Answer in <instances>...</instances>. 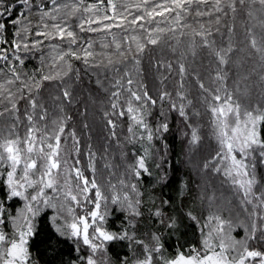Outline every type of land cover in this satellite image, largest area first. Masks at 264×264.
Masks as SVG:
<instances>
[{
	"label": "snow or ice",
	"instance_id": "6c2138e0",
	"mask_svg": "<svg viewBox=\"0 0 264 264\" xmlns=\"http://www.w3.org/2000/svg\"><path fill=\"white\" fill-rule=\"evenodd\" d=\"M239 9H246L253 23L237 40L235 23L225 24L224 43L221 28L211 25H219L229 12L235 21ZM206 15V22L196 19ZM8 18L14 26L11 38ZM0 20V264H41L32 247L47 226L75 246L76 258L68 264H264V102L247 100V85L228 84L229 66L241 53L258 58L264 68V0H0ZM214 32L220 33L221 42ZM88 33L96 36L84 35ZM96 39L108 51L98 53ZM168 39L175 40L169 45L178 52L175 62L157 60L155 68L167 75L175 72L178 86L170 91L162 74L163 87L153 92L142 54ZM201 53L211 68L207 81L190 71L188 57L194 60ZM31 59L39 64L29 68ZM74 61L113 73L110 87L99 78L96 83L109 92L103 118L121 148L119 174L115 169L120 166L106 159L107 176L98 175L91 144L87 164L81 166V139L67 111L77 102L69 81L81 78ZM189 78L198 86L203 111L189 98ZM52 82H57V91L49 93L50 109L44 91ZM172 112L182 118V134L192 152L203 143L199 120L207 116V135L214 143L197 165L198 174L219 178L228 190L218 194L213 187L209 193L211 181L198 185V199L205 206L199 212H179L174 201L164 200L174 209L169 214L150 195L146 201L141 190L145 174L151 176L153 165L160 168L165 159L160 155L157 161L156 142L165 141ZM125 126L121 138L117 129ZM128 145H133L130 155ZM167 177L165 172L158 182ZM187 187L182 182L181 196ZM113 210L126 221L117 230L110 227ZM145 210L161 228L142 238L138 224ZM185 219L199 236L169 253L164 232L179 235ZM238 228L242 236L234 234ZM120 243L131 256L113 258L110 246Z\"/></svg>",
	"mask_w": 264,
	"mask_h": 264
},
{
	"label": "trees",
	"instance_id": "16d2710c",
	"mask_svg": "<svg viewBox=\"0 0 264 264\" xmlns=\"http://www.w3.org/2000/svg\"><path fill=\"white\" fill-rule=\"evenodd\" d=\"M123 2L136 3L138 0H123ZM209 2L211 3L213 0H209ZM224 3H227V0H224ZM131 11L136 10L131 9ZM13 15H16L15 11L13 12ZM214 15L216 14H213V18ZM220 15L222 16V14ZM196 19L206 22L210 19V17L206 15ZM0 22L3 21L0 20ZM233 22L236 25V33L233 36L234 40L242 39L244 35V27L253 23L249 20L246 9L238 10L235 21L232 19L231 12H229L227 17L222 16L220 24L217 25L213 23L211 27L221 28V31L225 34L223 38L224 43L227 42V28H225L224 25L228 24L230 26ZM13 27L11 18H8L7 32L9 38H11ZM84 35L96 36V34L91 33ZM213 35L217 38L218 42H221L220 33L214 32ZM108 39L110 40L111 37H108ZM182 39L186 40L187 38L185 37ZM169 45H175V40L168 39L166 43L162 41L159 46L149 45L148 49H146L142 54V66L145 69L149 87L152 88L153 92H155L158 87H163L159 84V81L162 74L167 75L163 68L157 71L155 68L156 61L172 60L174 63L175 57L178 55V52L174 53ZM94 46L98 53L108 51L100 47L99 39H96ZM182 48L183 46H181L180 50H182ZM45 51L47 52V49H45ZM98 59H103V57H98ZM188 60L191 64L190 71L195 69L197 72L201 73L207 81L208 75L211 71L207 62V56L204 53H201L194 60L191 56H189ZM249 63L251 64H248V68L245 70L246 73H244V77H250L248 80H244L248 88V100H251L252 103H256L258 101L264 102V95H262V93H264V89L261 87V74L264 73V68L261 67V63L258 58L250 59ZM38 64L39 61L37 59H31L28 62L29 68L37 66ZM74 68L79 69L81 78L79 81H69L70 83H73L77 102L69 106L67 111L73 116V120L70 121V125L77 129V134L81 139V166H86L87 164V145L91 144L93 149L97 152L96 164L99 170L98 175L103 174L104 177L107 176L109 169L104 168L106 159L111 161L113 165L120 166L115 169L117 174H119L123 171V161L120 155L121 148L116 145V138L110 136L109 130L105 126V120L103 118V110L108 106L109 92L105 91V88L97 85L96 83V80L99 78L103 81L105 87H110L108 82L112 78L113 73L111 70H106L103 67L86 68V66L80 61H74ZM189 79L191 81L188 84L189 98L193 100L195 107L200 108V110L203 111L200 103V92L198 86L195 84L194 79ZM177 80L178 77L175 72L171 75H167L165 84L170 91L174 90L178 86ZM234 82L235 81H233L232 87H234ZM56 83L57 82H52L53 87L46 88L44 91V95L47 98L50 109H52L53 106L49 93L55 94L57 89L54 85ZM228 83H232V81H229ZM240 84H242V82ZM229 87L232 88L231 86ZM158 107L159 106H157V108ZM85 108L87 109V112H85ZM165 108L167 109V105ZM21 110L23 111V108ZM193 119L195 120L197 118L193 117ZM85 122L88 124L87 128L84 127ZM199 122L204 125L202 132L204 133L205 138L200 148L196 152H192L187 143V138L182 134L185 130V124L182 122V118L179 117L176 112H172L169 115L170 131L166 134L165 141L156 142L157 148L160 149L159 154L156 156L157 161L160 162V155H163L165 159L161 162L160 168H156L155 165H153V174L151 176L145 174L141 181V190L145 192V200L147 201L150 195L154 199L155 205L157 207H163L169 214H175L174 209L171 205L163 204L162 201L164 200L174 201L179 212H184L189 208H193L199 212L203 210V207H205L200 204L198 199L200 189L198 188L199 184L197 182L196 175L194 174V170L197 172L198 169L195 165L196 160H198V165L202 156L206 155L209 151V145L214 142L211 141L207 135V116H204L203 119L199 120ZM0 123H2V121H0ZM20 131L23 133L24 127H21ZM117 132L118 134H121L122 138V135L126 134V126L118 128ZM165 142L167 144L166 153L164 152ZM132 147L133 145L127 146L126 150L129 152V155L131 154ZM135 147L139 150L140 146L137 144ZM73 156H75V153H73ZM260 171L264 172V168H261ZM165 172L168 173L167 180L165 182H158L159 177L163 176ZM87 174L90 175V171ZM208 178L215 183L219 189L221 188L224 192H227L224 187H221V182H218L216 177L208 176ZM182 182H187L188 187L183 190V195L181 196L180 189ZM210 187L211 189L209 190L212 191L213 186L210 185ZM109 221L110 227L113 230L119 229L121 224L126 223L123 213L115 210H113V215L109 217ZM159 228H161V225L155 219L149 218L148 212L145 210V214L138 224V231L141 237L147 238L151 232H154ZM242 232L241 234H243ZM198 236V229L191 222L185 219V226L180 229L179 235L168 234L165 230L163 240L166 245V249L169 253H171L176 250L178 243L186 244L190 241H196ZM74 247L75 246L72 244L71 240H65L62 237H57L50 226H47L43 228L41 234L35 239L32 251L36 258L41 261V264H62V262L63 264H68L70 259L76 258ZM110 250L113 258H122L126 254L131 256V253L124 243L113 244L110 246Z\"/></svg>",
	"mask_w": 264,
	"mask_h": 264
},
{
	"label": "rangeland",
	"instance_id": "374dc122",
	"mask_svg": "<svg viewBox=\"0 0 264 264\" xmlns=\"http://www.w3.org/2000/svg\"><path fill=\"white\" fill-rule=\"evenodd\" d=\"M249 61H250V59H246L245 58V56H244V53H241L240 54V56H239V58H238V60H237V63L236 64H230V66H229V68H230V71H229V78H228V82L229 81H232V83H228L229 84V86H231L232 87V85H233V81H239L240 83L242 82V84H240V87L241 88H244L245 87V85H246V82L244 81V73H246V69L248 68V64H251V63H249ZM248 80V79H247ZM248 84V83H247ZM249 98L247 97V100H248ZM251 101V100H250ZM197 163H198V160H196V166H197ZM194 174L196 175V178H197V182H198V184L199 185H202L205 181H211L209 178H208V176H203V175H201V174H198V169H197V172H195V170H194ZM217 181L218 182H221L220 181V179L219 178H217ZM211 183L212 184H210L211 186H213V187H215L217 190H218V194H219V191H224V190H222L221 188V190L218 188V186L215 184V183H213L212 181H211ZM199 189H200V191H201V187H198ZM209 189H211V187L209 186L208 187V192L210 193V191L211 190H209ZM224 189H226L227 190V187L226 186H224ZM225 194L227 195L228 194V190H227V192H225ZM224 215L225 216H227L228 215V213L227 212H225L224 213ZM242 228H238L237 230H236V233H234V234H241V232H242ZM243 233V232H242ZM243 234H241V236H242Z\"/></svg>",
	"mask_w": 264,
	"mask_h": 264
}]
</instances>
